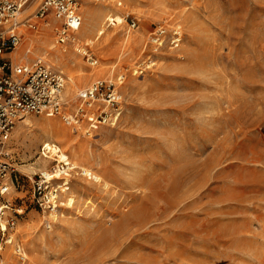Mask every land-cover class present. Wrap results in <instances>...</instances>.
I'll return each mask as SVG.
<instances>
[{"label": "rangeland", "instance_id": "obj_1", "mask_svg": "<svg viewBox=\"0 0 264 264\" xmlns=\"http://www.w3.org/2000/svg\"><path fill=\"white\" fill-rule=\"evenodd\" d=\"M40 1L19 15L38 30L22 28L14 55L64 77L68 112L92 82L121 77L123 110L115 126L89 133L48 115L16 123L7 146L23 177L9 196L17 215L0 264H20L16 244L23 264H264V0H122L121 11L113 0L105 18H120L105 34L80 6L63 45L52 15L35 19ZM159 25L181 33L177 47L166 36L154 51ZM63 156L68 188L56 211L42 210L30 178Z\"/></svg>", "mask_w": 264, "mask_h": 264}, {"label": "built area", "instance_id": "obj_2", "mask_svg": "<svg viewBox=\"0 0 264 264\" xmlns=\"http://www.w3.org/2000/svg\"><path fill=\"white\" fill-rule=\"evenodd\" d=\"M36 1L0 0V251L3 246L11 245L8 230L15 226L11 215H17V210L13 208L9 196L23 177L13 165L7 146L16 123L25 115H48L60 118L70 127L83 125L89 133L96 126H115L123 110V95L119 87L123 82L121 77L117 79L118 83L111 80L92 82L77 96L79 104H76V108L68 112L69 101L62 96L64 77L41 60L22 61L14 55L22 39V28L38 30L37 23L31 24L29 20L19 18ZM114 1L117 5L122 3V0ZM81 4L82 0H42L34 11V17L43 21L52 15L58 23L55 29L57 43L63 45L75 39L77 27L82 22L79 11ZM107 24L114 26L110 20ZM137 26L136 19L130 20L129 29L134 30ZM166 36H170V46L179 45L181 33L177 29L167 33L166 28L159 25L151 37L155 52L162 47ZM92 64H96V61ZM45 152L47 150L42 145L40 156H45ZM56 167L64 172L59 177L49 179L48 175L52 174L47 173ZM69 170H72L71 165L58 161L51 171L38 172L30 178L33 197L42 210L56 211L62 188H68ZM14 247V254L23 264L25 257L21 247L18 244Z\"/></svg>", "mask_w": 264, "mask_h": 264}, {"label": "bare ground", "instance_id": "obj_3", "mask_svg": "<svg viewBox=\"0 0 264 264\" xmlns=\"http://www.w3.org/2000/svg\"><path fill=\"white\" fill-rule=\"evenodd\" d=\"M86 1L87 0H84V2L81 4V8H82V11L81 12H83V14L85 13L84 16L85 15H88V16H85V17H89L90 20H91V22L93 21V23H91V25H92V31H95L98 28V26H100L99 33L100 34H105L106 33V27H110L107 24L109 20L114 22V26L116 25L115 19L116 18H120V16H117L115 18L111 14V15H107V17L105 18L106 14H108V13H110L112 11L115 12L114 11L115 6L112 3L113 0H111V1H108V0H102V1L88 0L89 1V4H87ZM121 5H122V3L120 5H117L116 4L117 7H120V8H116V9L119 10V11H121V9H122L121 8ZM31 8L30 9L28 8L27 10H24L23 12L25 13L27 11H32L33 8H35V7H31ZM160 20H165V17H162ZM49 25H51V24H49ZM46 32L49 33L50 32V28L47 29ZM47 47H49V49H54L56 47L55 42L53 43L52 41H50V42L48 41L47 42ZM73 48H74V52L75 53L80 54V55H87V50L82 45L74 43L73 44ZM61 51H63V50L61 49ZM61 51L58 50L59 53L63 54ZM15 55H18V54L15 53ZM28 57H30V56H24V57H21L20 59L25 61V60L28 59ZM70 81H71L70 82L71 85L68 86V88L65 91V94L67 95V97H71L72 96L70 99L73 101L76 98L75 95H73V91L75 90V88H78V86H77L76 82L74 80H72V78H70ZM31 121H32V118H30L29 115H25V116L22 117V119H20L19 125H21V126H27V125H30ZM46 122L49 123V124H52V125L59 124V121L58 120H54V119H51V118H46ZM60 126L62 127V124L61 125L59 124V128H61ZM64 130H66V128H64ZM39 160H40L39 163H41V165H40L41 168H44L46 166L47 159L46 158H40ZM60 160L61 161H59V162H61L63 164H66V165H69V163H67L66 161H64L65 160V156H63L62 158H60ZM30 168L33 169L32 166ZM63 172H62V169H59V167L58 168L56 167L55 170H54V172L51 173L52 175L51 176L48 175V178L49 179H53V178L59 177V176H61V173H63ZM62 191H63L62 194L66 193V188L62 189ZM65 196H67V195L65 194ZM74 205H75V198L72 195L69 194V196L66 198L65 206L67 208H72V207H74ZM11 243H12V240H11ZM7 258L8 259L11 258V255H8Z\"/></svg>", "mask_w": 264, "mask_h": 264}]
</instances>
